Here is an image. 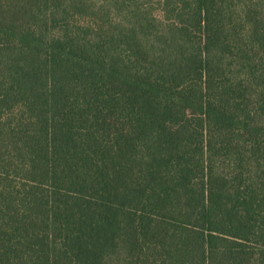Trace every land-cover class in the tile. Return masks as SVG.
Instances as JSON below:
<instances>
[{
    "label": "trees",
    "instance_id": "1",
    "mask_svg": "<svg viewBox=\"0 0 264 264\" xmlns=\"http://www.w3.org/2000/svg\"><path fill=\"white\" fill-rule=\"evenodd\" d=\"M0 264H264V0H0Z\"/></svg>",
    "mask_w": 264,
    "mask_h": 264
}]
</instances>
